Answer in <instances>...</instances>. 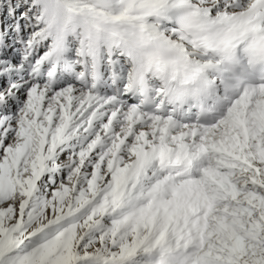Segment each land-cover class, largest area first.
I'll list each match as a JSON object with an SVG mask.
<instances>
[{"label": "snow or ice", "instance_id": "snow-or-ice-1", "mask_svg": "<svg viewBox=\"0 0 264 264\" xmlns=\"http://www.w3.org/2000/svg\"><path fill=\"white\" fill-rule=\"evenodd\" d=\"M0 264H264V0H0Z\"/></svg>", "mask_w": 264, "mask_h": 264}]
</instances>
